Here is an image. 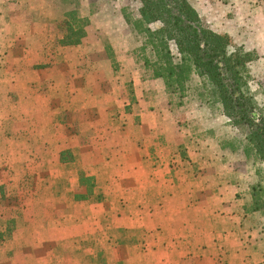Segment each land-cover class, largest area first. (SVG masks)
<instances>
[{
    "label": "rangeland",
    "instance_id": "374dc122",
    "mask_svg": "<svg viewBox=\"0 0 264 264\" xmlns=\"http://www.w3.org/2000/svg\"><path fill=\"white\" fill-rule=\"evenodd\" d=\"M187 1L206 28L227 34L234 47L256 55L247 66L246 81L257 105L253 114L264 117V0ZM140 8V0H0V220L15 218L18 226L0 243V264H120V246L126 243H141L145 252L149 243L185 246L188 252L190 237L181 235L186 228L169 224L164 212L174 205L163 189L160 199L151 198L148 192L156 188L148 190L150 184L145 186L147 199L113 198L121 181L134 184L138 179L130 176L136 167L125 169L118 155L124 143H139L143 131H157L158 142L187 155L193 175L201 172L192 167L198 161L209 176L235 187L234 199L246 214L254 212L257 201L264 218V154L256 150L249 129L227 116L206 77L193 72L181 102L166 92L161 79L153 78L139 54L142 36L126 20H139ZM70 10L90 24L84 42L62 54L55 45L60 37L56 23ZM32 45L43 47L42 65L59 75L57 83L41 91L53 114L38 121L27 118L24 126L21 118L13 119L19 113L17 97L5 85L20 67L26 69L18 62L30 57L7 54ZM170 49L178 55L173 43ZM76 57L80 71L71 70ZM76 148L87 175L95 171L100 178L104 169L103 180L95 183L98 200L76 202L71 197L82 190L75 166L60 164L59 153ZM153 220L159 222L154 230L133 229ZM126 229L134 231L130 239ZM191 255L186 253L182 264L202 258ZM164 259L156 263L167 264Z\"/></svg>",
    "mask_w": 264,
    "mask_h": 264
},
{
    "label": "crops",
    "instance_id": "0c3cea01",
    "mask_svg": "<svg viewBox=\"0 0 264 264\" xmlns=\"http://www.w3.org/2000/svg\"><path fill=\"white\" fill-rule=\"evenodd\" d=\"M75 47L77 46L61 47V52L64 54V51L74 50ZM11 54L30 57L26 59V63L18 62L17 65L26 66V69L23 70L24 68L20 67L15 73V79L12 78L13 74L11 73V80L5 85L7 92L14 91L17 97L14 104L17 105L16 110L19 113L14 115L13 119L21 118L26 126L27 118L38 121L47 114H53L41 91L51 82L57 83L59 74L50 67L34 68L35 65H42L40 59L42 56H46L40 45H32L25 51L20 48L10 49L7 56ZM76 59L77 64L71 65V70L80 71L78 66L80 59L79 57ZM11 71L10 68V71L7 72ZM76 71L71 74L76 75ZM5 92L3 91V94ZM156 132L143 131L142 137L137 138L139 143L130 144L127 147L124 143L125 149H122L118 155L120 159L118 164L122 163V167L125 169L127 166L136 167L135 171H131L130 176H136L138 179L133 181L134 184L132 181H121L119 190L113 191V198L119 196L131 200L147 199L149 196L146 195L145 186L150 184L151 188L148 190L156 188L158 195H155V191H149V195L151 198L160 199V190L163 189L168 193L167 199L174 205V208L171 206L169 209H164V212H168V216L171 218L169 224L175 227L184 225L186 228L181 230V235L190 237L191 241L187 246L188 252L185 251V246H178L179 249H177V246L173 244L171 247L164 246V248L162 245L158 247L154 243L151 245L149 243L150 248L145 252L146 250L141 249V243H126L120 246L119 253L121 255L118 262L157 264L156 261L165 255L164 263L182 264L185 262L184 257L187 253L192 254L191 256L199 255L202 258H194L186 264H264V218L258 211L252 212L251 215L246 214L243 208L239 207L241 203L234 199L235 187L228 183H222L217 176H209L208 170L204 169L198 161L192 167L201 170V172L198 175H193L189 169L191 168L189 167L190 161L187 160L189 157L185 155L186 158H184L181 153L177 154L176 151H173L170 145L158 142L157 135L155 136ZM158 134L160 135V131ZM166 134L169 135L170 132ZM77 147L80 149L79 145ZM172 157L174 160H171ZM109 165H111L110 162L105 165V168L107 169ZM102 173L104 175V169H102ZM92 176L95 177L97 184H99V180L100 182L103 180V177L99 178L95 171ZM139 176H142L143 180H140ZM150 176L152 177L150 178ZM127 186L128 188H126ZM154 221L146 225L138 224L133 229L143 227L154 230L159 223L155 221L157 223L155 224ZM187 229L190 232H187ZM172 231L176 233V229H172ZM124 232L130 239L132 236H129L134 231L126 229ZM175 238L178 237L175 236ZM169 248L173 250L167 254ZM146 256H149V259ZM191 256L189 257L191 258Z\"/></svg>",
    "mask_w": 264,
    "mask_h": 264
},
{
    "label": "trees",
    "instance_id": "16d2710c",
    "mask_svg": "<svg viewBox=\"0 0 264 264\" xmlns=\"http://www.w3.org/2000/svg\"><path fill=\"white\" fill-rule=\"evenodd\" d=\"M140 2L141 18L134 22L128 17L126 20L133 31L142 36L139 54L143 66L150 70L153 78L161 79L166 92L177 96L179 102L193 72L206 77L216 88L227 116L249 129L256 150L264 154V117L253 114L257 105L248 93L246 81L247 66L257 58L256 55L242 47H234L227 34H219L206 28L187 0ZM154 23L160 24L156 30L151 28ZM89 24V19L82 17L77 10L67 11L64 18L56 23L60 37L55 45L61 48L82 44L87 37ZM170 43L176 47L177 56L171 52ZM77 152L76 148L59 153L60 164L75 166L77 185L82 190L80 193H72L71 197L76 202L98 200L100 195H97L95 178L87 175L80 167ZM252 192L255 196L256 190L253 189ZM258 205L255 201L254 211L260 209ZM17 229L15 218L0 220V243L10 238ZM98 256L101 258V254Z\"/></svg>",
    "mask_w": 264,
    "mask_h": 264
}]
</instances>
